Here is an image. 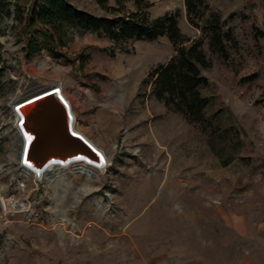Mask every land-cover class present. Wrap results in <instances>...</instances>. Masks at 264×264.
Masks as SVG:
<instances>
[{"label":"rangeland","instance_id":"obj_1","mask_svg":"<svg viewBox=\"0 0 264 264\" xmlns=\"http://www.w3.org/2000/svg\"><path fill=\"white\" fill-rule=\"evenodd\" d=\"M67 1L108 16L97 0ZM148 1L151 19L178 13L183 35L202 36L184 0ZM206 1L234 42L221 57L204 40L212 66L201 92L210 104L204 122L192 124L152 95L150 72L174 55L166 37L116 46L102 33L70 30L61 58L43 51L35 64L12 6L29 2L10 0L0 15V53L15 77L0 87V196L17 175L9 103L42 104L53 88H35L50 81L62 84L69 127L98 160L69 158L70 168L46 180L43 226L0 211V264H264V0ZM125 11H135L131 2ZM28 37L43 43L34 31ZM24 175L29 191L40 187ZM9 227L36 234L20 241Z\"/></svg>","mask_w":264,"mask_h":264},{"label":"trees","instance_id":"obj_2","mask_svg":"<svg viewBox=\"0 0 264 264\" xmlns=\"http://www.w3.org/2000/svg\"><path fill=\"white\" fill-rule=\"evenodd\" d=\"M97 1L108 16H92L67 0H27V8L21 7L20 2L12 5L10 0H0V15L9 14L7 9L11 5L15 7V16L22 24L25 36L23 52L26 58L43 51L54 58H61L59 49L65 46L64 40L70 30L102 33L116 46L131 41L155 42L166 37L174 55L150 72L152 95L169 111L181 114L189 123L204 122L205 110L210 102L201 92L209 85L202 71L212 66L203 51L204 40L207 38L211 52L221 57H226L225 46L234 42L231 31L224 30L221 15L211 11L206 0H184L189 24L202 32L200 38L190 39L180 30L178 13L151 19L148 13L151 3L148 0H115V7H109L108 0ZM127 2L133 4L135 11H125ZM29 31L38 33L43 43L28 37ZM2 85L6 82L0 70V87Z\"/></svg>","mask_w":264,"mask_h":264},{"label":"built area","instance_id":"obj_3","mask_svg":"<svg viewBox=\"0 0 264 264\" xmlns=\"http://www.w3.org/2000/svg\"><path fill=\"white\" fill-rule=\"evenodd\" d=\"M1 57H3L2 54ZM41 59L42 58L39 54L34 57L33 61L36 64L39 63ZM0 70L4 73L6 84H8L9 77L15 79L14 75L11 73V66L5 63L4 58H2V61L0 62ZM26 76L27 79L31 78L30 75ZM26 76H24V79ZM37 88H40L38 92L53 88L54 90L52 89V91L46 93L49 94L47 97H50V94H53L55 100L60 104L63 106L64 104L68 105V102H66L64 98L59 97L60 92L63 91L62 84L59 81H50L47 85H40L35 89ZM55 92H58V94L54 95ZM19 101L20 99L14 101L11 100V103H9L8 106V123L10 124L16 140L14 164L16 165L17 175H15L12 179V190L7 194L0 196V211L2 215L11 217L10 221L13 223H23L28 226H43L47 217L41 208L43 198H38L39 191L44 188L46 180L49 179L55 171L70 168L73 161H68L70 159L67 158L63 159L60 157L49 156L43 163L39 164L31 157L32 146L36 140V134L29 126L28 119L24 111L25 106H27L28 103L16 105ZM19 109L21 111H19ZM20 147H22V155L19 163L17 155ZM60 160L66 161L62 162ZM104 160L106 161L105 157ZM28 161L32 162L36 168L33 169L29 166ZM105 161L102 165H99L100 168H107ZM26 168L31 169L33 173L30 174ZM25 173H28L36 181V183L40 185V187H35L33 192L28 190L29 186L24 175Z\"/></svg>","mask_w":264,"mask_h":264},{"label":"water","instance_id":"obj_4","mask_svg":"<svg viewBox=\"0 0 264 264\" xmlns=\"http://www.w3.org/2000/svg\"><path fill=\"white\" fill-rule=\"evenodd\" d=\"M32 100L25 101L27 104ZM28 124L36 134L31 157L39 164L50 155H65L71 152L84 151L95 153L94 149L79 135H74L68 127L64 106L52 97L42 104L27 105L24 109ZM22 147L18 152L20 163Z\"/></svg>","mask_w":264,"mask_h":264},{"label":"bare ground","instance_id":"obj_5","mask_svg":"<svg viewBox=\"0 0 264 264\" xmlns=\"http://www.w3.org/2000/svg\"><path fill=\"white\" fill-rule=\"evenodd\" d=\"M46 62V60L44 61ZM51 97V96H50ZM48 98V97H47ZM46 98V99H47ZM53 98V97H52ZM44 99V100H46ZM43 100V101H44ZM20 102V101H19ZM17 103L16 105H20L21 103ZM42 102V101H41ZM40 103V102H38ZM38 103H34V104H38ZM19 111H21L19 109ZM68 127H69V124H68ZM69 130L71 131L70 127H69ZM72 132V131H71ZM73 133V132H72ZM74 134V133H73ZM75 135V134H74ZM159 146V145H158ZM162 149V148H161ZM50 156H54V157H60V158H72V157H75V156H79L80 158L84 159V160H92V161H96L98 160L97 156L94 154V153H91V152H84V151H77V152H71L70 154H65V155H50ZM60 161H66V160H60ZM28 163H31L33 164L32 162L28 161ZM34 165V164H33ZM166 180V179H165ZM165 183V182H164ZM64 223V222H63Z\"/></svg>","mask_w":264,"mask_h":264},{"label":"crops","instance_id":"obj_6","mask_svg":"<svg viewBox=\"0 0 264 264\" xmlns=\"http://www.w3.org/2000/svg\"><path fill=\"white\" fill-rule=\"evenodd\" d=\"M41 228V227H39ZM31 228L30 227H9V230H11L12 232H16L17 234L14 235V237H17L19 236V238L21 239L20 241H25V238L27 236H30V235H34L36 234V229L33 228V230H30ZM20 242L18 241V244Z\"/></svg>","mask_w":264,"mask_h":264},{"label":"snow or ice","instance_id":"obj_7","mask_svg":"<svg viewBox=\"0 0 264 264\" xmlns=\"http://www.w3.org/2000/svg\"><path fill=\"white\" fill-rule=\"evenodd\" d=\"M30 139V138H29Z\"/></svg>","mask_w":264,"mask_h":264}]
</instances>
